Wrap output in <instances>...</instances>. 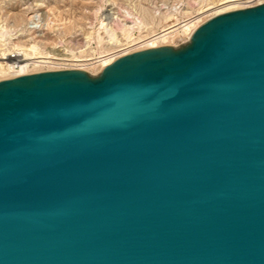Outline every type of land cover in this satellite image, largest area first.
<instances>
[{
    "label": "water",
    "instance_id": "1",
    "mask_svg": "<svg viewBox=\"0 0 264 264\" xmlns=\"http://www.w3.org/2000/svg\"><path fill=\"white\" fill-rule=\"evenodd\" d=\"M261 8L1 79L0 264H264Z\"/></svg>",
    "mask_w": 264,
    "mask_h": 264
},
{
    "label": "rangeland",
    "instance_id": "2",
    "mask_svg": "<svg viewBox=\"0 0 264 264\" xmlns=\"http://www.w3.org/2000/svg\"><path fill=\"white\" fill-rule=\"evenodd\" d=\"M223 4L231 0H0V57L29 50L47 61L41 65L86 64L97 74L95 59L206 18ZM183 39L177 34L172 45Z\"/></svg>",
    "mask_w": 264,
    "mask_h": 264
},
{
    "label": "bare ground",
    "instance_id": "3",
    "mask_svg": "<svg viewBox=\"0 0 264 264\" xmlns=\"http://www.w3.org/2000/svg\"><path fill=\"white\" fill-rule=\"evenodd\" d=\"M264 2V0H257L253 2H242V1H237V0H231V4H226L224 7H221L220 9H217L216 11L214 10L213 13L209 14L206 18H201V19H194L191 21H186L185 23H182L180 26H171L168 28H165L161 30L159 33L155 34L150 40H146L144 44L133 47V48H124L120 50L119 52L110 54V55H105L101 56L100 58L95 59L94 61L91 62V64L95 65L96 69L98 71H101L106 63L111 61L114 58L120 57L122 55L138 51L141 49H146V48H152V47H158V46H163V45H172L174 42V39L176 38L177 34L183 35L184 39L187 41L189 40L190 36L192 33L195 31L196 28H198L202 23L210 19L211 17L230 11L238 8H243V7H248L256 4H260ZM241 3V4H240ZM31 50V49H30ZM32 50H35L33 47ZM21 51V50H20ZM26 56L25 58L21 61V70L18 72H11V67L13 66V61L11 59V54H9V57L1 56L0 59H6L7 61H0V80L1 79H6L9 77H13V75L16 74H28V73H34L38 71H43V70H53V69H84L87 70L86 64H74V65H41L40 63L45 62V60H41L40 57L35 56L31 57V52H23ZM52 63V62H51Z\"/></svg>",
    "mask_w": 264,
    "mask_h": 264
},
{
    "label": "built area",
    "instance_id": "4",
    "mask_svg": "<svg viewBox=\"0 0 264 264\" xmlns=\"http://www.w3.org/2000/svg\"><path fill=\"white\" fill-rule=\"evenodd\" d=\"M183 42H186L185 39L182 40L181 43ZM25 54L21 51H16L15 53H12L11 54V59L13 61V66L11 67V72H18L21 70L22 66H21V61L25 58ZM47 61L45 60V62L43 61V63H46ZM45 65H48V64H45ZM60 65H65V63H62ZM18 75H21V74H16V75H13V76H18Z\"/></svg>",
    "mask_w": 264,
    "mask_h": 264
},
{
    "label": "snow or ice",
    "instance_id": "5",
    "mask_svg": "<svg viewBox=\"0 0 264 264\" xmlns=\"http://www.w3.org/2000/svg\"><path fill=\"white\" fill-rule=\"evenodd\" d=\"M256 11H259L261 14H264V8L257 9Z\"/></svg>",
    "mask_w": 264,
    "mask_h": 264
}]
</instances>
